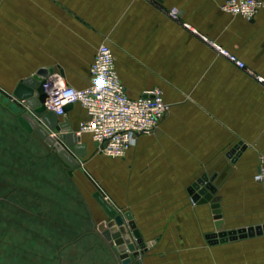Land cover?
Returning <instances> with one entry per match:
<instances>
[{"label": "crops", "instance_id": "1", "mask_svg": "<svg viewBox=\"0 0 264 264\" xmlns=\"http://www.w3.org/2000/svg\"><path fill=\"white\" fill-rule=\"evenodd\" d=\"M224 1L0 0V53H6L0 54V83L7 84L10 98L5 97L11 101L18 82L40 68L52 69L75 89L89 87L90 64L105 42L128 98L159 88L170 105L155 131L138 136L123 158L98 154L90 135L79 136L85 155L94 154L86 167L102 176L107 201L118 215L128 212L140 233L145 250L139 264H264V232L208 238L264 227V191L253 179L264 158V85L255 80L264 79V0L251 21L221 11ZM172 9L177 19L164 13ZM202 38L242 61L247 71L217 55ZM11 52L40 62L28 76L11 75L20 59ZM47 52L53 53L50 64ZM58 119L77 132L87 115L74 104ZM238 143L245 151L228 158ZM203 175L212 179L215 192L208 203L196 204L189 189ZM86 203L84 230L78 235L69 225V239L54 237L53 244L64 245L52 257L24 249L7 260L120 264L94 232L105 220L103 210ZM212 204L219 205L220 220L214 219ZM22 206L9 207L22 208L28 228L50 225L45 208Z\"/></svg>", "mask_w": 264, "mask_h": 264}, {"label": "rangeland", "instance_id": "2", "mask_svg": "<svg viewBox=\"0 0 264 264\" xmlns=\"http://www.w3.org/2000/svg\"><path fill=\"white\" fill-rule=\"evenodd\" d=\"M164 13L169 17V11H164ZM0 54L6 55V53ZM9 54L12 57V55L19 56L22 53L11 52ZM45 54V62L52 63L53 53ZM23 56H19L20 59L17 60L19 66L14 67L15 70L11 75L21 76V78L28 76L34 72L37 62H40L31 56L29 60L24 54ZM6 87V83H0V94L10 98ZM51 135L58 137L54 131ZM68 151L73 153L72 149L68 148ZM92 156L94 154H87L83 157L75 155L79 165L71 168L73 175L78 173L74 179L73 175L67 174L68 169L63 167L53 153L46 151L38 141L19 126L16 116L0 102V264H28L29 261L25 259L7 260V257L11 255L17 257L24 249L35 252L39 250L46 254L50 252L47 257H52L59 246L64 245V242L53 244L54 237L61 241L69 239L67 232L71 231V225L80 235L84 230L86 200L95 204V209L100 211L101 207L93 195L98 193L108 199L104 195L102 176H96L86 167V163ZM76 180L82 189L86 190L87 195L79 184V186L76 185ZM12 202L23 205L26 210L30 205L31 207L42 206L45 208L46 218L50 225L44 230H39L37 227L31 228L32 226L28 228V222L25 223L26 220L23 222L22 208L19 210L18 208L15 210L16 207L10 208ZM102 215L106 219L105 214L102 213ZM57 219L64 227H59ZM22 223L27 228L23 227ZM38 231L42 234L41 237L37 236ZM55 262L54 257L46 260V264Z\"/></svg>", "mask_w": 264, "mask_h": 264}, {"label": "built area", "instance_id": "3", "mask_svg": "<svg viewBox=\"0 0 264 264\" xmlns=\"http://www.w3.org/2000/svg\"><path fill=\"white\" fill-rule=\"evenodd\" d=\"M262 7L260 0H225L220 9L229 15L251 21ZM169 15L177 19L178 11L172 9ZM202 39L219 56L239 70L247 71L245 64L235 56L208 42L206 38ZM89 73L93 84L84 89L70 87L58 74H51L43 84L46 94L44 105L58 118L65 115V106L80 105L87 119L79 123L76 134L90 135L98 154L123 158L134 146L138 136L150 135L155 131L169 113L170 105L164 101L159 88L147 91L137 99L128 98L115 69L112 49L105 42L98 46ZM255 80L264 85L262 77L256 76ZM253 179L264 191V158L260 159Z\"/></svg>", "mask_w": 264, "mask_h": 264}, {"label": "water", "instance_id": "4", "mask_svg": "<svg viewBox=\"0 0 264 264\" xmlns=\"http://www.w3.org/2000/svg\"><path fill=\"white\" fill-rule=\"evenodd\" d=\"M52 72V69H38L31 76L18 82L13 90L14 101L0 94V102L16 116L19 126L38 141L46 151L53 153L63 167L68 169L67 174L71 175V168L79 165L75 155L85 156L86 145L80 142V137L76 132L71 131L67 123L59 122L58 117L52 111L46 110L44 105L46 94L43 91V84ZM70 107L71 105L65 106L64 111ZM52 131L58 134L57 138L51 135ZM68 148L72 149L73 153H70ZM245 149V145L238 143L230 149L226 156L230 159L233 155L235 158L239 157ZM211 183L212 179L208 181V178L203 175L191 185L189 192L194 203L206 204L212 199L215 188ZM93 196L106 216V219L95 227V234L101 238L109 248L111 255L120 264H129L132 261V264H139L137 257L145 250V244L142 242L131 215L126 212L122 217L103 196L98 193ZM211 209L214 219L220 220L219 205L212 204ZM263 232L264 227H255L241 229L237 232H219L209 235L208 238L218 237L220 240H225L227 236L230 238L245 237Z\"/></svg>", "mask_w": 264, "mask_h": 264}, {"label": "trees", "instance_id": "5", "mask_svg": "<svg viewBox=\"0 0 264 264\" xmlns=\"http://www.w3.org/2000/svg\"><path fill=\"white\" fill-rule=\"evenodd\" d=\"M7 107V106H6ZM8 108V107H7Z\"/></svg>", "mask_w": 264, "mask_h": 264}]
</instances>
